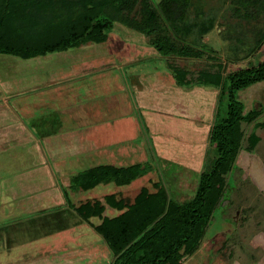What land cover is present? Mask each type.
Wrapping results in <instances>:
<instances>
[{"label":"rangeland","instance_id":"374dc122","mask_svg":"<svg viewBox=\"0 0 264 264\" xmlns=\"http://www.w3.org/2000/svg\"><path fill=\"white\" fill-rule=\"evenodd\" d=\"M241 11L233 0H190L186 11V18L201 32L206 30L201 41L225 68L264 60V13L246 17ZM113 29L102 43L27 59L0 54V129H6L0 137V264H111L112 251L94 229L101 219L81 220L64 207L67 197L75 203L110 193L132 197L143 186L152 192L159 185L183 204L193 197L200 172L214 157L208 133L218 108L217 90L215 104L201 119L195 109H189L191 117L185 120L154 113L148 107L151 102L143 106L136 99L127 72L138 54H131V43L145 39L117 22ZM140 50L142 60L158 56ZM206 50L199 61L191 62L204 64L213 53ZM154 61L163 64V58ZM263 86L256 82L236 91L244 113L251 108L261 111L258 120L264 119ZM225 104L223 100L219 116ZM240 129L242 147L250 132L259 135L253 161L264 165V127L242 122ZM186 142L195 150H184ZM238 160L239 167L228 175L225 199L184 264H256L264 254L263 244L253 240L255 234L256 239L264 236V194L240 167V155ZM106 163L137 164L140 174L123 186L108 183L68 191L77 171ZM17 206L22 210L18 216ZM66 208L64 215L56 214ZM116 214L109 207L103 211L109 217Z\"/></svg>","mask_w":264,"mask_h":264},{"label":"trees","instance_id":"16d2710c","mask_svg":"<svg viewBox=\"0 0 264 264\" xmlns=\"http://www.w3.org/2000/svg\"><path fill=\"white\" fill-rule=\"evenodd\" d=\"M179 1L160 0L153 4L151 0H0V54L27 59L88 42L102 43L114 32L117 22L143 37L149 54L153 51L158 55L139 59L137 65L163 58L177 85L188 89L213 87L218 92V108L208 133L214 157L200 172L198 186L189 201L177 203L159 185L152 192L143 186L132 197L109 194L102 200L89 198L76 203L67 197L66 206L81 220L101 219L94 229L112 251L111 264H184V258L197 250L214 209L225 199L228 175L239 167V155L241 165L248 160L251 164L259 162L253 173L256 185L264 191V166L260 160L253 161L252 154L259 137L252 131L247 145L242 147L240 143L241 123L254 122L255 127H264V119L258 120L261 111L255 108L244 113V104L236 96L238 89L264 81V60L245 67L222 66L213 50L201 41L206 30L201 32L198 24L185 16L190 0L181 4ZM233 2L239 3L241 14L246 17L264 13V0ZM206 49L213 53L204 64L191 62L202 58ZM223 100L226 108L219 116ZM139 174L137 164L106 163L73 174L68 191H88L108 183L123 186ZM105 204L121 212L105 216Z\"/></svg>","mask_w":264,"mask_h":264},{"label":"crops","instance_id":"0c3cea01","mask_svg":"<svg viewBox=\"0 0 264 264\" xmlns=\"http://www.w3.org/2000/svg\"><path fill=\"white\" fill-rule=\"evenodd\" d=\"M134 34H136V33H134ZM137 37L139 38L140 36L138 35ZM139 42L141 44V43H144L145 40L143 42L142 41H139ZM131 44L133 45L132 48H130L131 54L134 53L133 51H136L135 53H138V54L132 56L130 63H134V64H130L131 66L128 68L127 72H128L130 79L132 80V83L134 84L136 99L138 100V102L141 105L148 106L147 105L148 102H151L152 106L149 105L148 107L154 108V110H155L154 113L160 114V116L164 117L165 119H170V120L178 119V118L181 120H185V118L187 119V116L191 117V115L186 114L187 112H189V109L200 110V114H199L200 116H196V118L201 119V116H203L204 113L206 112V108L208 109V106H210L211 108L213 107V105L215 104V99H216L215 96L217 93V91H216V93L214 91V90H216L215 88L204 87V86H195L192 89H188L186 87L179 86L176 84L174 78L172 77V74L170 73V71L168 70V68L166 67V65L164 63L163 64H156V62L154 61L151 64L146 63V64H139L136 66V63H135L136 60L140 59V57L143 55V54L142 55L140 54V51H141L140 49L146 48L150 52V48L148 46H146L145 44H144V46L138 44L137 41H133ZM151 53H152V55H155L153 51H151ZM263 82L264 81H261V83H263ZM162 83H165V84H162ZM147 99H148V101H147ZM186 100H187V102H186ZM199 107H201V109H199ZM145 111L148 113V112H151L152 110H149V111L145 110ZM3 127H4L3 129H0V133H1L0 137H5L4 135H2L5 133L4 131L6 130L5 125ZM199 128H202V127H199ZM21 129H23V127ZM1 144H2V142H0V145ZM182 147L184 148V150H186L187 148H188L187 150H190V151L195 150L187 142L185 144H183ZM196 151H198V150H196ZM38 153L42 154L41 152H39V150H38ZM248 162L249 163L245 162L240 167L248 172V174H249L248 178L249 179L251 178L253 180V183L256 185L255 178H257V177H256V174L253 173L254 172L253 170L255 169V167H256V169L259 168V165H257V164H259V162H255L252 164L250 163L252 161L248 160ZM43 165L44 164H42L40 166H43ZM114 165H117V164H114ZM117 166H119V165H117ZM82 170H84V169H82ZM82 170H79L77 172H80ZM20 174H19V176H20ZM262 178L264 179V171H263ZM8 184H12V183H8ZM6 186H5L6 192L8 193V190H7L8 188ZM262 186H264V182L262 183ZM261 189L258 187V191L264 194V191H262ZM110 194H112V193H110ZM105 195H109V194H105ZM103 197L100 199L102 200ZM249 204H251V202ZM64 207H67V206L64 205ZM107 207H109L110 209L116 210L117 211L116 215H118L121 212V211H119L113 207H110L109 205H106V204H105L104 211L107 210ZM15 209H17L16 214H15L16 216H18L19 214H22V210H18V209H20L18 206ZM6 210L7 209L5 208L4 211L6 212ZM66 210H67V208L59 210L56 214L59 215L63 212L61 215H64L65 214L64 211H66ZM15 215H12L10 217L9 216L4 217L2 219L3 220L10 219V218L15 217ZM30 222L31 221H29V223ZM19 223H21V222H19ZM27 223H28V221H26L25 224H27ZM9 224L6 225V227L9 228L11 226ZM261 236H263V235H261ZM4 237H6V235ZM256 237H257V235L255 234L253 240H255L256 243H262L264 246V236H263V238H258V239H256ZM6 241H5V243H6ZM255 263L256 264H264V254L262 255V257L260 259H257ZM231 264H240V263H238L237 261H233Z\"/></svg>","mask_w":264,"mask_h":264}]
</instances>
